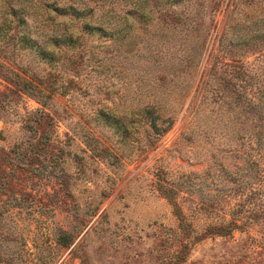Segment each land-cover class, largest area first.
<instances>
[{
	"label": "rangeland",
	"instance_id": "1",
	"mask_svg": "<svg viewBox=\"0 0 264 264\" xmlns=\"http://www.w3.org/2000/svg\"><path fill=\"white\" fill-rule=\"evenodd\" d=\"M259 135L264 0H0V264H264Z\"/></svg>",
	"mask_w": 264,
	"mask_h": 264
},
{
	"label": "trees",
	"instance_id": "2",
	"mask_svg": "<svg viewBox=\"0 0 264 264\" xmlns=\"http://www.w3.org/2000/svg\"><path fill=\"white\" fill-rule=\"evenodd\" d=\"M247 106L250 110H255L254 109L255 107L252 104L249 103L247 104ZM248 148H249V151L255 152L256 154L259 155L258 157L259 161L262 159L264 161V136L259 135L258 138L256 137V141L254 142V144L249 143ZM0 150H3V149H0ZM259 161L253 159V156L250 157L247 163L249 165V172L253 171V169H257L260 171L261 169L264 170V163L263 162L261 163V161L260 162ZM253 178H257V177L252 175L250 177V184ZM253 182L256 183L257 180L253 179ZM17 188H18V185H14L13 182L11 184L4 183L0 185V217L3 216L5 218H9L15 224H17L18 222V220H16L15 217L19 214V213H16L15 210H17L20 207L19 196L21 195V192L14 191V189H17ZM13 211H15V213H13ZM238 222H240V224H238ZM246 224H247L246 220L242 221V220L232 219V221L229 222L227 225L223 227H219V231L221 233H229L237 228L243 229ZM10 242L22 244L21 243L22 240L19 239V237L13 238V236H10ZM55 243L58 244V246L62 248H68L72 243V237L66 231L58 230L55 235ZM10 252L12 253L13 251H10ZM13 258L14 256H9V257L7 256V257H4L3 259H0V262L8 263L9 261L11 262Z\"/></svg>",
	"mask_w": 264,
	"mask_h": 264
}]
</instances>
